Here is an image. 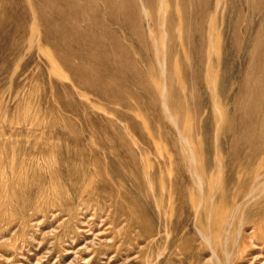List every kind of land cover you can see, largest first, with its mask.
Segmentation results:
<instances>
[{
  "label": "rangeland",
  "instance_id": "374dc122",
  "mask_svg": "<svg viewBox=\"0 0 264 264\" xmlns=\"http://www.w3.org/2000/svg\"><path fill=\"white\" fill-rule=\"evenodd\" d=\"M235 3L209 0L200 72L176 35L156 25L148 52L100 1L69 3L85 33L2 26L0 264H264L262 113L244 147L232 128L264 76L233 46Z\"/></svg>",
  "mask_w": 264,
  "mask_h": 264
},
{
  "label": "bare ground",
  "instance_id": "6f19581e",
  "mask_svg": "<svg viewBox=\"0 0 264 264\" xmlns=\"http://www.w3.org/2000/svg\"><path fill=\"white\" fill-rule=\"evenodd\" d=\"M71 1L72 0H20L18 2L15 1V3H10L7 0H0V30H3L1 28L4 24L10 23H14L16 26L15 28H20L22 26L20 19L22 17L27 18L29 16H32L35 21H37V19L43 21L44 27L46 29L49 28L58 35L63 34V31L60 28V23H62L60 21L62 20L63 22L65 21L64 24L67 23L73 30L78 31V33H85L84 30H81L82 27L77 24V21L79 19V11L77 9L69 7V3ZM91 1L94 2L95 7L98 6V1L102 2L104 7L103 10L107 14H109L108 16L112 18V22L114 24H118L121 27L122 31H124L125 33L135 35L136 41L134 39L133 40L136 42L138 47L146 48L148 52H151L154 43L158 40L157 33L154 29L156 25L161 29V35H163L165 39L169 38L172 35H176L177 38L184 41V44L178 45L179 51L193 52L199 66V68H197V72H200L201 63L204 60L203 50L205 49L207 44L206 24L210 22L211 17L213 16L208 14L209 0H176V3H174L173 0ZM218 1L222 2V0ZM245 5V10H242L240 5L237 3H235L232 8L235 17L231 19L229 25H231L232 27V33L235 39L233 46H237V42L240 44L241 41L242 44H246V39L248 38V46L250 47L251 55L253 56V59L251 56L252 63L258 70L257 79H260L264 76V0H245ZM65 6H67L68 9H66ZM95 7H92L91 11L89 10L90 16L94 21H96L97 19V17H95L97 14L94 15L96 13ZM35 8L40 9V13L38 15L33 13V10ZM152 8L155 9L156 15H153ZM8 11H10V13H12L13 15L9 16ZM104 11L102 13H104ZM47 12H49L50 14H47ZM215 13H218V11L216 10ZM52 14L54 15V17H51ZM107 14H105L104 16H107ZM100 15L101 18H105L102 17V14ZM154 16L156 17L154 18ZM109 20L111 21V19ZM171 56L174 57L173 55ZM178 62V59H172V63L176 70V73L180 77V73L177 68ZM185 62L189 63L190 60L185 59ZM248 108L249 110L243 114V117L241 116L239 119H237V114L234 115V122L232 125V128L236 133V145H242L243 147L246 139L250 135L254 137L255 133L259 129V124L255 126L256 113L257 116L262 113L263 118H261L260 125L264 130V101L260 103V101L255 99L251 103H249ZM261 144L262 143H260V146ZM3 190H5L4 192H6L8 189L4 186ZM260 193H264V185L260 188ZM255 229L259 231L264 229V213L262 220L256 221ZM214 239L215 237L211 234L207 235L206 237V241L208 244H211ZM226 260L227 262H229L230 260L227 251Z\"/></svg>",
  "mask_w": 264,
  "mask_h": 264
}]
</instances>
